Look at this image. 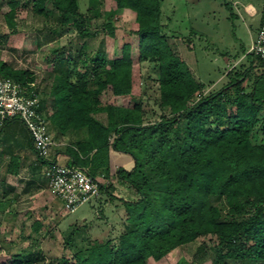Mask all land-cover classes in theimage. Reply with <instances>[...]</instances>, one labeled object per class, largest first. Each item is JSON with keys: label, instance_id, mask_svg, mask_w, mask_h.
<instances>
[{"label": "trees", "instance_id": "16d2710c", "mask_svg": "<svg viewBox=\"0 0 264 264\" xmlns=\"http://www.w3.org/2000/svg\"><path fill=\"white\" fill-rule=\"evenodd\" d=\"M1 1L7 5L3 20L9 34L18 31L19 7L55 17L54 25H44L52 39L68 27L78 37H91L97 32L91 24L113 37L114 20L122 10H130L134 18L120 56L113 59L101 47L89 54L86 41L77 58L64 47L54 48L51 66L39 82L28 69L0 61V77L20 83L27 97L36 96L53 138L73 135L66 147L67 165L83 168L98 180L99 194L117 200L126 212L124 230L114 240L89 238L88 225H69L63 237L74 263L62 256L43 263L38 248L12 254L0 264H148V258L159 260L208 235L214 243H201L199 250L211 254L212 264H264V61L246 52L250 65L231 68L220 88L205 92L204 82L194 77L162 32L161 0H113L115 7L109 10L102 9L100 0H87L85 12L79 0ZM143 62L155 72V119L147 116L140 95ZM254 68L259 73L252 77ZM46 80L50 83L44 85ZM106 90L117 97H138L126 107L105 103L101 95ZM11 121L24 126L13 118L0 132ZM111 149L130 155L131 168L119 166L112 173ZM6 152L2 148L1 154ZM112 178L131 188L135 197L115 196ZM40 228L38 221L32 223L34 232ZM4 252L0 245V254Z\"/></svg>", "mask_w": 264, "mask_h": 264}, {"label": "rangeland", "instance_id": "374dc122", "mask_svg": "<svg viewBox=\"0 0 264 264\" xmlns=\"http://www.w3.org/2000/svg\"><path fill=\"white\" fill-rule=\"evenodd\" d=\"M100 4L103 10L115 7L113 0H100ZM45 5L51 7L49 1ZM79 6L81 12H85L87 0H79ZM6 10L7 5L1 1L0 61L14 68L28 69L36 75L38 82L45 77V71L51 66L49 61L54 56V48L64 47L77 58V49L86 41L88 46L86 52L89 54H93L101 47L107 59L119 57L124 35L134 18L130 10H122L120 16L114 20L113 37L97 30V26L91 24L90 29L97 31L91 37H78L76 31L68 27L59 32V37L52 39L44 25H54L55 17L51 16L47 19L44 16H36L30 6L19 7L16 14L18 31L9 34L3 20V13ZM55 12L53 11L52 15ZM262 15H264V0H161V23L164 25L162 32L174 51L187 62L194 77L204 82L205 92L212 87L215 90L220 88L228 80L225 74L231 68L235 67L237 70L242 69L244 65H250L251 57H246L245 54L257 34ZM191 29L195 33L192 34ZM240 63L244 65L240 67ZM149 65L147 62L141 64L140 95L147 116L155 119L158 117L156 113L158 92L154 80L155 72ZM250 72L252 77L259 73L257 68ZM46 81L44 85L50 83V80ZM136 97L138 96L117 97L106 90L101 95V100L126 107L131 106ZM99 116L102 118L101 115ZM14 124L21 126L17 122ZM55 141L58 142L56 139ZM111 163V172L114 173L119 166L131 168L133 160L127 153L116 151L111 157ZM6 166H8V158L1 155L0 185L3 187L0 190L3 189L2 193L13 197L15 204L11 202L12 200H5L6 209H0V241L3 242L0 245L8 251L0 254V261L8 260L12 254L26 255L27 251L39 248L45 256L43 263L61 256L74 263L63 237L69 225L73 224L77 228L82 227L83 224L88 225L85 234L93 239L111 237L114 240L124 230L126 212L117 200L110 202L106 200L105 195L99 194V197L68 213L62 201L55 196L49 186L41 192L39 190L28 194L27 187L17 182L19 179H16V182L20 193L14 192L15 188L11 184L3 185L1 175ZM111 181L115 185L113 190L115 196L125 199L135 197L131 188L119 184L115 178ZM31 195H35V198H31ZM16 197H21L20 201ZM98 199L101 201L98 202ZM34 221L41 224L39 233L32 229ZM214 241L211 235L202 236L171 251L159 260L148 258L147 261L148 264H184V262L212 264L211 254L199 250V247L201 243L211 245Z\"/></svg>", "mask_w": 264, "mask_h": 264}, {"label": "built area", "instance_id": "2783aa9c", "mask_svg": "<svg viewBox=\"0 0 264 264\" xmlns=\"http://www.w3.org/2000/svg\"><path fill=\"white\" fill-rule=\"evenodd\" d=\"M247 52L264 61V22L260 25L255 40L251 41ZM22 85L11 78L0 77V127L6 120L18 118L24 123L32 138L36 154L41 158L43 174L49 188L59 198L68 213L99 194L98 180L92 178L83 168L60 164L52 156L58 143L47 130L44 113L38 112L36 96L30 98Z\"/></svg>", "mask_w": 264, "mask_h": 264}, {"label": "crops", "instance_id": "0c3cea01", "mask_svg": "<svg viewBox=\"0 0 264 264\" xmlns=\"http://www.w3.org/2000/svg\"><path fill=\"white\" fill-rule=\"evenodd\" d=\"M248 4L251 5V3ZM15 122L17 121H11L0 132V156L2 155V148L6 147L7 152L4 154V156H7L8 158V166H6L4 172L1 175V183L8 186L10 184L13 185V187L15 188L14 192L18 193H20L21 191L19 190L20 188L17 185V182H20L23 186L27 187L28 194H32V192L34 193L39 190L41 192L43 189L49 186L48 181L43 174L44 165L43 163H41V161H38L36 155L31 149L30 138L25 128L22 125L20 126L19 124H14ZM72 136L73 135L68 134L65 136H59L56 139L58 140V145L53 148L52 156L60 164L67 165L71 162L66 147L71 143ZM115 152L116 151L112 149L109 152L110 169L112 167L111 157H113ZM14 164L16 165V168ZM11 167L15 169V171L12 173L9 172L11 171ZM16 179H19V181L16 182ZM0 186L1 189L3 186ZM2 191L0 190V203H2L1 209H6L4 207L5 200H12V203H14V200L12 199L13 197L8 196V194L2 193ZM5 196L8 197L6 198ZM20 198L21 197H16V199H18L19 201ZM22 198H24L23 195ZM31 198H35V195H31Z\"/></svg>", "mask_w": 264, "mask_h": 264}]
</instances>
